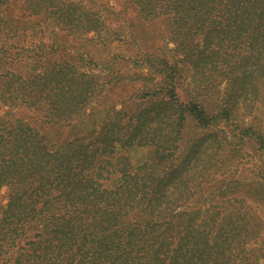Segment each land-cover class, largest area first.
Instances as JSON below:
<instances>
[{
  "label": "rangeland",
  "instance_id": "374dc122",
  "mask_svg": "<svg viewBox=\"0 0 264 264\" xmlns=\"http://www.w3.org/2000/svg\"><path fill=\"white\" fill-rule=\"evenodd\" d=\"M155 2L140 7L132 0L0 1V23L10 42L24 27L33 32L26 37L33 45L40 38L44 42L41 54L35 55L30 43L24 51L27 105L9 109L12 99L5 106L0 102L1 144L12 146L11 153L0 154V264H127L134 242L129 240L112 262L102 233L114 228L120 238L130 237L131 230L142 233L143 222L134 213L141 191L149 189L148 173L175 191L168 199L158 196L157 210L167 211L164 203L180 195L183 208L228 205L230 196L244 197L259 232L253 227L256 235L250 233L246 248L264 247V143L257 136L264 139V77L256 78L253 94L247 89L229 120L218 117L202 127L190 114L179 118L177 105L218 108L227 85L220 72L206 75L200 64L185 65L171 77V99L162 97L170 69L158 60L165 54L183 58L185 51L176 49V35L164 20L170 14L154 11ZM15 51L7 55L20 57ZM97 169L115 171L111 178L105 172L97 177ZM125 172L130 176L121 179ZM81 191L91 195L83 197L84 206L80 201L75 206L89 209V215L71 211L67 214L84 216L61 218L43 236V220L38 227L27 220L44 217L48 205L62 206ZM92 215L96 227L87 225ZM115 219L113 229L100 228ZM22 224L29 235L38 232V243L16 261L11 238H19ZM70 230V236L86 235L74 245ZM69 245L80 251H69Z\"/></svg>",
  "mask_w": 264,
  "mask_h": 264
},
{
  "label": "trees",
  "instance_id": "16d2710c",
  "mask_svg": "<svg viewBox=\"0 0 264 264\" xmlns=\"http://www.w3.org/2000/svg\"><path fill=\"white\" fill-rule=\"evenodd\" d=\"M151 1H156L157 8H154V11L158 9L170 14L164 20L168 21L171 32L176 35V38H173L176 49L185 51L183 58L178 56L170 58L167 54L163 58H159V66L165 65L170 69L166 74L168 84L163 88L168 90L162 94V97L171 99V89L174 88L171 77L175 76V72L181 71L185 65L192 67L195 64H200L201 69L197 68L203 74L204 72L206 75L220 72L219 76L223 78L221 81L226 82L227 86L220 99L222 104L218 105V108H210L204 104L177 105L179 118L190 114L195 118V125L202 127H209L218 117L229 120L234 106L242 100L247 89L250 88L253 94L258 86L256 78L264 77V0H132L135 5H140V7L151 3ZM21 29L17 39L10 42L8 30L0 23V70L2 71L0 74V102L2 106H5L9 99H12L8 105L9 109L12 106L23 108L27 105L24 86L27 78L22 72V69L28 66L24 56L26 45L30 43L29 47H32L34 54L37 55L41 54L39 50L44 44L43 39L40 38L33 45L26 39L33 32L29 33L26 27ZM40 31H43V27L36 30V34L38 35ZM15 48L19 52L15 51L14 54L20 57L8 56L7 54H10L11 50ZM39 78L37 77V81ZM210 79L209 76L208 81ZM200 80L201 78L196 82L198 83ZM202 81H205L204 78ZM70 82L73 83L72 80ZM158 93L153 96H157ZM168 95L169 97H167ZM145 121L141 120V123H145ZM170 128L172 127L170 126ZM257 136L259 141L264 143L262 135L257 134ZM1 141L0 154L11 153L8 151L12 146L7 147L6 144H1ZM25 149L24 146L22 151ZM160 154L162 157V153ZM160 154L158 160L162 159ZM114 171V169L107 171L97 169V177H101L105 172V177L111 178L110 175ZM162 171L165 173L162 177L166 178L167 171ZM128 176H130L129 172L122 173L121 179ZM152 179L154 180L151 178V173H148L146 186L149 189L141 191L137 200L139 207L134 213L137 215L136 220L143 222L144 230L138 236L131 230L128 238L125 233L120 238L117 228L111 232L104 231L103 235L107 233L105 242L109 244L105 249L106 256L109 254L112 256L121 250L123 255L125 252L123 246L132 240L137 248L132 250L130 255V251L126 252L128 255L123 262L127 264H134L135 258L140 259L141 264H264V247L261 244L260 247L246 248L250 241L248 239L251 238L250 233L253 232L252 234L256 235L253 227L257 233L259 232L257 218L248 213L251 206L248 205L244 197L230 196L233 202L228 205L222 204L220 201L210 204L208 207L203 204V206L183 208L180 204L183 198L180 195L172 201L164 203L163 207H167V211L163 208L157 210L158 196H162L163 193L168 199L167 196L171 197L175 191L170 188L169 182L161 180L154 181L155 184H153ZM159 184H163L162 188ZM82 192L62 206L56 207V202L51 203L50 205L53 207L47 206L48 212L44 213V217L40 218L35 214L27 220L35 221L37 227L43 220L40 234L43 236L45 232L49 231V227L57 225L61 218L67 219L71 215L67 213L71 211L89 215V209L78 210L75 206L76 201H80L79 205L84 206L85 198L83 197L88 198L91 195L90 192L82 195ZM68 194H74V191H68ZM61 211H63L62 214ZM153 213L157 215V218H153L155 220L152 217L147 219L143 216L144 214L153 215ZM84 215H79L77 218L71 215V219L78 220ZM86 219L90 220L87 223L88 226L96 227L97 224H93L96 216L92 215L90 219L87 216ZM115 221L116 219L112 222L108 221L105 226L100 224V228L113 229ZM18 227L19 238H11V244L17 246L19 253L16 261L21 260L23 252L28 251L32 244L38 243L37 231L29 235V229L24 224ZM69 232L72 230L67 231L68 235ZM85 235V233L77 232L73 236L69 235V241L71 244H78V241L82 240ZM113 236L115 239L111 240ZM141 236L142 238L147 236V238L140 240ZM68 248L71 252L80 251L78 245L77 248H73L72 245H69ZM250 251L252 253H249ZM119 255L108 257V259L114 262L113 258ZM246 257H248L247 260ZM71 263L70 261L69 264Z\"/></svg>",
  "mask_w": 264,
  "mask_h": 264
}]
</instances>
